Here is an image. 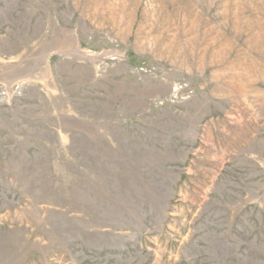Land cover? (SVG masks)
Masks as SVG:
<instances>
[{
	"label": "rangeland",
	"instance_id": "374dc122",
	"mask_svg": "<svg viewBox=\"0 0 264 264\" xmlns=\"http://www.w3.org/2000/svg\"><path fill=\"white\" fill-rule=\"evenodd\" d=\"M0 264H264V0H0Z\"/></svg>",
	"mask_w": 264,
	"mask_h": 264
}]
</instances>
